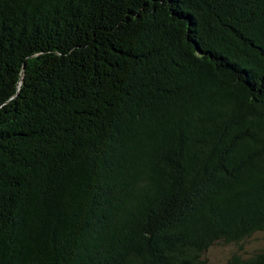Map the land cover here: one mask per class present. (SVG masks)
<instances>
[{"label":"trees","instance_id":"trees-1","mask_svg":"<svg viewBox=\"0 0 264 264\" xmlns=\"http://www.w3.org/2000/svg\"><path fill=\"white\" fill-rule=\"evenodd\" d=\"M257 232L264 0H0V264H209Z\"/></svg>","mask_w":264,"mask_h":264},{"label":"rangeland","instance_id":"rangeland-1","mask_svg":"<svg viewBox=\"0 0 264 264\" xmlns=\"http://www.w3.org/2000/svg\"><path fill=\"white\" fill-rule=\"evenodd\" d=\"M262 251H264V232H257L237 244L217 242L207 250L205 258L209 264H226L233 255L248 259Z\"/></svg>","mask_w":264,"mask_h":264}]
</instances>
